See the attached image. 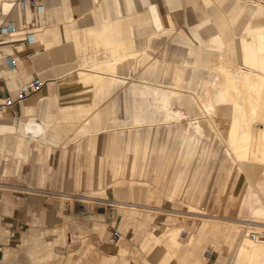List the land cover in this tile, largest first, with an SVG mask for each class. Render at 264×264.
Listing matches in <instances>:
<instances>
[{"label": "crops", "instance_id": "0c3cea01", "mask_svg": "<svg viewBox=\"0 0 264 264\" xmlns=\"http://www.w3.org/2000/svg\"><path fill=\"white\" fill-rule=\"evenodd\" d=\"M2 1L9 2L6 12L2 6L3 11L16 23L18 33H23L20 30L28 10L13 7L15 0ZM41 1L44 6L41 26L35 31L36 41L15 51L20 59L16 71L8 66L2 53L11 51L10 42L0 41V72H4L0 90L16 96L29 78L40 75L46 80L45 92L10 108L9 113L16 114L15 118L0 119V256L5 251L14 255L10 262L0 264H59L55 258L60 253L58 247L66 248L63 264L80 263L84 258L89 264H226L228 256L222 255V250L229 249L228 255L233 253L239 225L244 224L233 220L249 221L256 194L264 199V162L256 160V144L251 162L236 159L227 149L232 165L222 178L220 159L216 160L214 154L208 157L206 147L202 155L205 143L201 139L205 137L198 135L193 142L186 136L189 118L141 126L128 121L126 126L100 132L93 138H68L50 149L43 147L36 154L34 142L26 153L17 154V142L5 140L2 134L16 131L15 120L22 117L24 105H35L41 96L50 94L52 82L57 83L59 104L92 101L93 92L78 79V70H66V66L78 61L75 32L95 27L105 17L127 16L155 6L164 25L168 24L166 27H194L196 42L189 38L194 45L204 47L213 33L219 34L223 42L220 63L234 68L239 65L236 36L248 22L264 27V5L259 6L254 0H146L145 7L141 0ZM29 12L31 18L30 9ZM211 16L216 31L210 28ZM140 31L144 29L136 30ZM201 32L208 33L207 37ZM48 39L58 42L48 48L43 45ZM171 42L174 46L163 55V61L169 62L166 86L182 87L189 65L171 64L176 61L172 55L177 53V43L173 38ZM211 54L207 50L198 63L208 67L216 62L217 57ZM185 56L196 58L190 50ZM121 69L120 76L127 81L118 92L119 112L124 119L131 108L134 82L149 80L158 84L163 77L159 70L149 72L144 67L135 71L122 65ZM214 75L204 73L207 79ZM71 77L74 79L68 80ZM169 91L170 88H163L162 107L168 102ZM220 108L225 109L218 106L217 110ZM227 109L229 113L230 108ZM225 142L227 148V137ZM241 169L244 173L240 174ZM83 192L88 193L83 195L85 200L76 196ZM51 194L72 197L74 214H64V218L58 214L55 220L57 202L49 197ZM86 203L95 213L86 215ZM26 222L28 229H24ZM42 223L52 225V238H46ZM113 227L123 231L124 237L117 244L108 240ZM171 237L175 238L174 243ZM136 239L140 244L134 247L132 240ZM52 241L59 244L50 260L29 256L35 248L51 246ZM215 242L219 243L216 249ZM24 246L26 260H21Z\"/></svg>", "mask_w": 264, "mask_h": 264}, {"label": "bare ground", "instance_id": "6f19581e", "mask_svg": "<svg viewBox=\"0 0 264 264\" xmlns=\"http://www.w3.org/2000/svg\"><path fill=\"white\" fill-rule=\"evenodd\" d=\"M253 2H257L259 6L264 5L263 1ZM8 3L0 0L5 12ZM28 18H30L29 10ZM137 29L144 31L138 33ZM163 36H172L177 43V53L172 55L174 60L178 59L180 63L191 62L184 57L188 50L191 54H196L197 60H194V64L189 68L184 86L169 87L168 102L162 107L160 98L163 95V88L167 87L165 78L169 72V62L160 63L158 58L153 56L155 52L153 50L157 47L154 45L155 40ZM53 40L43 41V45L49 48L58 42ZM235 40L239 65L229 68L220 63L223 57V42L219 34L213 33L210 42L205 43L204 47L194 45L183 30L164 25L155 6H150L145 12H136L127 16L119 14L115 18L105 17L99 25L75 32L74 42L78 61L66 66V70H78V79L88 87L87 90L93 92L92 101L59 104L57 83L52 82L50 94L41 96L35 105H24L22 117L15 120L16 131L2 134L3 138L9 142L13 140L17 142V154L26 153L30 143L34 142L33 151L36 154L43 147L50 149L68 138L73 141H79L84 136L93 138L100 132L126 126L128 121L133 126H141L160 122H179L189 118L190 128L186 136L196 142L198 135L208 138L212 132H208L205 127L206 120L202 118L201 106L204 105L209 110L212 118L216 116L218 106H221L225 109L230 108L227 114L229 128L226 132L228 152L234 154L236 159L251 162L255 156L254 144H256V160L264 162V27H254L248 22ZM179 46H186V50ZM207 50L217 57L216 62L219 63L212 62L213 64L208 65L205 71L198 68L196 63L198 60L202 61ZM122 65L126 69L133 68L135 71L149 66L146 68L147 71L159 70L163 77L158 84L149 80L134 82L131 88V108L124 119L118 107V92L122 85L127 83L120 76L123 73ZM3 73L0 72V77ZM204 73H215V75L207 79ZM9 74L13 77V72ZM72 79L74 78L68 80ZM12 118L8 109L0 115V119L3 120ZM256 125L262 127L258 137ZM139 146L142 149V143ZM202 149L203 155L205 146ZM241 173H244L242 169ZM62 200L70 201V206L64 205V212H60L59 217L64 218L65 215L74 214L75 200L68 196H64ZM250 217L257 219L255 222L264 224V199L259 193L256 194L251 205ZM248 225L249 223L245 224ZM243 227L244 224L239 225L234 251L228 256L226 264H264V241H253L247 236V231ZM120 230L123 232L122 228ZM170 240L175 242L174 237ZM58 244V241H52L49 247L35 248L29 256L39 261L50 260L54 257L55 247ZM218 246L219 243L215 242L214 248ZM13 257L12 252L5 251L0 256V261L8 263ZM55 258L59 264H63L65 256L57 253Z\"/></svg>", "mask_w": 264, "mask_h": 264}, {"label": "built area", "instance_id": "2783aa9c", "mask_svg": "<svg viewBox=\"0 0 264 264\" xmlns=\"http://www.w3.org/2000/svg\"><path fill=\"white\" fill-rule=\"evenodd\" d=\"M19 6L23 11L31 10L32 16L31 18L25 19L22 24L23 33H18V27L16 23L9 19L8 13H4L2 6L0 5V41L10 42V49L8 53L2 52L3 56L6 58L7 64L11 68H15L19 61V57L15 53V51H22L28 45L35 42V31L41 26V12L43 9V2L41 0H15L13 1L12 6ZM15 70V69H14ZM46 84V80L42 78V76L37 75L35 77L29 78L26 83H24L21 87L18 88L16 96H11L6 94L4 90H0V115L3 113L5 109L10 110V108L15 103H22L26 98L40 94ZM10 115L15 118L16 114L10 113ZM58 196L62 199L64 194H58ZM72 196V195H71ZM77 197L84 199V196L76 195ZM66 205L70 206V201L65 200ZM81 202V201H80ZM257 220L245 221L243 220L246 234L253 241H264V224L254 222ZM248 226H245V224ZM251 227V228H249ZM122 238V232L113 227L111 235L109 237V242L111 244H117L118 241ZM60 253L64 254L66 248H59ZM208 258L210 253H207Z\"/></svg>", "mask_w": 264, "mask_h": 264}, {"label": "rangeland", "instance_id": "374dc122", "mask_svg": "<svg viewBox=\"0 0 264 264\" xmlns=\"http://www.w3.org/2000/svg\"><path fill=\"white\" fill-rule=\"evenodd\" d=\"M145 2H146V0H141V3H142V5H143V7H145ZM166 3V2H165ZM206 3H207V1H206ZM168 5H169V7H170V4L169 3H167ZM172 10H176V9H171V11ZM210 22H211V25H210V28L212 29V31H214V29H215V31H216V26H214L215 25V23H214V19H213V17L211 16V20H210ZM165 25L166 26H168V24H166L165 23ZM175 29H177V30H183V32L187 35V36H189V38L192 40V41H194V42H196V40L194 39V37H193V35L195 34L194 33V31L196 30L194 27L192 28V27H178V26H173ZM195 29V30H194ZM202 34V36L203 37H207L206 35L208 34V33H203V32H201ZM140 38V37H139ZM173 37L172 36H170V37H168V36H163V37H161V38H159V39H157V40H155V42H154V45L155 46H157L156 47V50H153V51H155L154 53H153V56L154 57H156V58H158V60H159V62L160 63H162L161 61H163V55L165 54V50L167 49V48H171L170 46H174V44L171 42V39H172ZM157 42V43H156ZM181 46H179V48H180ZM181 48H183V50L185 49L186 50V46H182ZM212 55V54H211ZM168 57H169V54L167 55ZM185 58H186V60L187 59H191L192 61L191 62H182L181 64H188L189 66H188V71H189V68L190 67H192V65H193V63H194V60L196 59L195 57H186L185 56ZM207 59H212L210 56H208V58ZM234 59H236V58H234ZM178 60V59H177ZM177 60L176 61H173V62H171V64H173V63H177V64H180V60H178L179 62H177ZM235 61H238L237 59L235 60ZM196 66L198 67V68H200V69H203V70H205V71H207L206 70V67H204V66H202V64H200V63H196ZM149 66H147V67H145L144 66V68L146 69V68H148ZM161 68V67H160ZM143 69V68H142ZM187 71V72H188ZM198 73V72H197ZM196 73V74H197ZM195 74V77H196V79H197V75ZM158 77V76H157ZM159 78V77H158ZM157 79V78H156ZM160 79H161V77H160ZM184 84V83H183ZM184 86V85H183ZM192 87H193V85H192ZM164 88H168V87H164ZM169 89V88H168ZM201 112H202V118H204L206 121H204L205 122V124H206V129H207V131L208 132H210V131H212V132H210V135H209V137L208 138H203V139H201V141H206L205 142V147L207 148V153H208V157L209 156H211V154H214V155H216V160H218L219 161V159H220V163H221V165H220V172H219V175L222 177V178H225V176H226V173H227V171H226V169H227V167H230L231 165H232V159H231V157L232 156H230L228 153H227V148H226V142H225V138H226V132H227V130H228V128H229V116L227 115L228 114V109H227V111H225L224 112V110H226V109H223V108H220V109H218L216 112V116H214V118H212L211 116H210V113H209V110L204 106V105H202L201 106ZM228 120V121H227ZM217 121V122H216ZM215 122V123H214ZM207 123H208V125L210 126H208L207 127ZM215 124H217V126L215 125ZM219 126H220V128H219ZM208 128H210V129H208ZM212 129V130H211ZM261 129H262V127L261 126H259V125H256V136L258 137L259 135H260V132H261ZM222 131V132H221ZM216 132V133H215ZM219 132V133H218ZM221 133V134H220ZM223 168H224V170H223ZM223 170V171H222ZM223 173V174H222ZM84 194H88L87 192H83V193H80V195H84ZM50 198H53L52 200H55L56 202H57V207H56V211H55V220H56V218L58 217V214H60V212H62L63 211V207H64V205H66V202H65V200H62L58 195H54V194H51L50 196H49ZM85 199H87V198H85ZM64 203V204H63ZM80 204H83V202H79ZM87 205V207H86V211H85V213H86V215H88L89 213H95L94 212V210L92 211H90V209H89V203H86ZM126 209H129V208H126ZM64 212V211H63ZM126 212V211H125ZM40 219V218H39ZM247 219H250V220H252V218H247ZM255 220V219H254ZM233 221H236V222H240V223H242L243 222V220H233ZM31 222V221H30ZM27 223V222H26ZM29 223V222H28ZM24 224V229H28L29 228V224ZM54 224H55V221L53 222ZM53 224V225H54ZM148 223H146L145 225H147ZM42 226H44V231H47V232H45V236H46V238L47 239H50V238H52V230H50L51 228V226L52 225H49V226H46L45 224H43L42 223ZM46 226V227H45ZM47 229V230H46ZM185 235V234H184ZM182 236H183V234H182ZM137 238H139V237H137ZM69 240H70V238H69ZM137 240L138 239H136V240H132V243H133V246L135 247V245L136 244H140L139 242H137ZM13 247V246H12ZM26 247L27 246H24V248H23V250H22V256H20V259L21 260H26V257L24 256V251L26 250ZM14 248H19V247H14ZM60 247H58V248H56V249H59ZM233 249H234V246H233ZM230 253V251H229V249H223L222 250V255H224V256H229L228 254ZM75 258L76 259H78L79 258V255L78 254H76L75 255ZM213 259H214V257H213ZM37 264H50V263H37ZM76 264H89L88 263V261H87V258H84L80 263H76Z\"/></svg>", "mask_w": 264, "mask_h": 264}]
</instances>
